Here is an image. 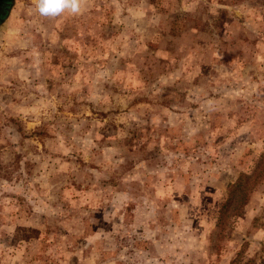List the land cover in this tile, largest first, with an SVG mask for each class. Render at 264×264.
Listing matches in <instances>:
<instances>
[{
  "label": "rangeland",
  "instance_id": "374dc122",
  "mask_svg": "<svg viewBox=\"0 0 264 264\" xmlns=\"http://www.w3.org/2000/svg\"><path fill=\"white\" fill-rule=\"evenodd\" d=\"M81 7L0 18V264H264V0Z\"/></svg>",
  "mask_w": 264,
  "mask_h": 264
},
{
  "label": "clouds",
  "instance_id": "9594fccd",
  "mask_svg": "<svg viewBox=\"0 0 264 264\" xmlns=\"http://www.w3.org/2000/svg\"><path fill=\"white\" fill-rule=\"evenodd\" d=\"M83 0H35L36 8L43 17H57L65 12L78 15Z\"/></svg>",
  "mask_w": 264,
  "mask_h": 264
},
{
  "label": "trees",
  "instance_id": "16d2710c",
  "mask_svg": "<svg viewBox=\"0 0 264 264\" xmlns=\"http://www.w3.org/2000/svg\"><path fill=\"white\" fill-rule=\"evenodd\" d=\"M253 174H255L254 172H252L251 174H240L237 181H236V184L237 185L241 180H246V179H249L251 177H253ZM235 185L232 187V191L236 189ZM238 188V187H237ZM240 193H244V189H237ZM240 195L237 196V198L234 200L232 198V195H230L229 197H227V199L223 202L222 204V209H220V217H221V212H223V210H225V208L229 207V206H235V202L236 201H240ZM219 219V218H218Z\"/></svg>",
  "mask_w": 264,
  "mask_h": 264
},
{
  "label": "flooded vegetation",
  "instance_id": "af4514ba",
  "mask_svg": "<svg viewBox=\"0 0 264 264\" xmlns=\"http://www.w3.org/2000/svg\"><path fill=\"white\" fill-rule=\"evenodd\" d=\"M6 5H7V0H0V18L4 10L6 9Z\"/></svg>",
  "mask_w": 264,
  "mask_h": 264
}]
</instances>
